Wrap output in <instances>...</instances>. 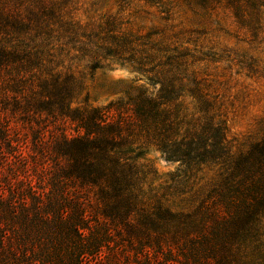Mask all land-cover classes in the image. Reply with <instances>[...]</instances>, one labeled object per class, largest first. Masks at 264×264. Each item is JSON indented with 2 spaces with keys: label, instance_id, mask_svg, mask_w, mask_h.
<instances>
[{
  "label": "trees",
  "instance_id": "trees-1",
  "mask_svg": "<svg viewBox=\"0 0 264 264\" xmlns=\"http://www.w3.org/2000/svg\"><path fill=\"white\" fill-rule=\"evenodd\" d=\"M80 1L0 0V264H264V118L230 136L208 60L117 16L82 23ZM113 1L229 12L252 34L264 17V0ZM113 66L144 85L72 107ZM151 149L178 166L163 182Z\"/></svg>",
  "mask_w": 264,
  "mask_h": 264
},
{
  "label": "rangeland",
  "instance_id": "rangeland-1",
  "mask_svg": "<svg viewBox=\"0 0 264 264\" xmlns=\"http://www.w3.org/2000/svg\"><path fill=\"white\" fill-rule=\"evenodd\" d=\"M158 10L156 6H146L143 2H135L122 11L113 0H81L74 16L82 23L117 16L134 29L158 32L168 44L196 50L201 58L208 60L207 74L221 72L227 81L220 107L230 136L238 139L253 133L257 123L264 118V17L260 31L252 34L238 26L229 12L208 13L183 7H174L167 13ZM138 79V75L125 67L99 69L92 78L84 79L85 91L72 107L105 106L125 97L131 89L144 85V80ZM146 158L157 171V182H163L167 174L178 167L175 163L166 162L152 149ZM215 170L205 169L199 176L198 186L209 182ZM198 186L187 193L188 197L185 194L176 198L174 206L189 210L192 204L189 194ZM262 225L264 227V217Z\"/></svg>",
  "mask_w": 264,
  "mask_h": 264
}]
</instances>
